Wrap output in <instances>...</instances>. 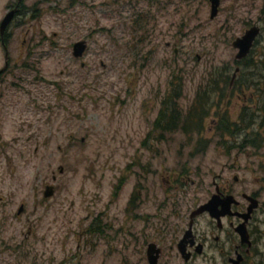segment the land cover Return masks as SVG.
Wrapping results in <instances>:
<instances>
[{"label":"rangeland","instance_id":"1","mask_svg":"<svg viewBox=\"0 0 264 264\" xmlns=\"http://www.w3.org/2000/svg\"><path fill=\"white\" fill-rule=\"evenodd\" d=\"M18 2L0 83V264L48 253L53 264H133L131 242H145L158 205L160 218L172 204L188 212L222 179L264 197V142L238 147L210 128L214 104L232 120L255 112L229 94L236 65L254 80L246 93L264 92V0H220L212 18L210 0H0V21ZM254 24L237 63L232 42ZM174 92L183 115L196 98L208 108L199 132L151 128Z\"/></svg>","mask_w":264,"mask_h":264},{"label":"flooded vegetation","instance_id":"2","mask_svg":"<svg viewBox=\"0 0 264 264\" xmlns=\"http://www.w3.org/2000/svg\"><path fill=\"white\" fill-rule=\"evenodd\" d=\"M14 9L15 16L23 12L22 5L19 2L15 4ZM12 21L13 19H11L3 31L0 29V41L3 44V48L4 45L6 46L7 28ZM248 54L239 59L235 58L236 62L239 63ZM8 64V50L6 46L4 49V63L0 67V83H5ZM236 67L237 70L235 69ZM235 68L229 81V89H233V91L229 94L239 99L244 98V100L257 101L253 102L256 108L253 109V107L247 105L245 109L255 110V112L251 113V115L248 113L247 116H243L242 111L239 113L237 119L232 120L226 110L219 111V108L214 104L215 108L213 110L216 113L210 117L212 123L210 128L215 131H223L225 134L228 133L231 137V144H238V147L249 145L247 143L249 139L262 140L259 141V144L261 142L260 146H262L264 142V101L262 95L264 92L260 91L262 95L259 93V96L252 91L246 93L243 84H253L254 80L239 76L241 69L239 65H236ZM5 95L4 92H1L2 100L0 99V101L5 99ZM197 110H203L200 114L205 112L201 116H195L194 118V115L190 114L193 116L189 119L199 121L201 125L199 130H201L203 128V116H208V113L210 115V112L207 111V107ZM160 112L161 108H159L153 118L151 128L162 132L165 131L167 127L166 123L171 119V114L168 112L161 114ZM158 116L159 119H157ZM184 119L186 118L184 117ZM203 120L205 121V118ZM197 126L199 125L196 124L191 127ZM252 142L256 148L260 147L256 145L255 141ZM233 180L237 181L238 176L233 175ZM214 193L218 194V204L214 211L215 214L211 215L207 210L193 214V211L200 204L206 202ZM166 195L169 196L168 193ZM228 195L232 196V200L226 208L222 203H224ZM133 197L132 193L129 199L130 203ZM252 197L256 200L257 204L250 210V204L254 202ZM20 205L23 204L21 203ZM172 205L173 207L167 209L170 214L168 216L163 214L162 218H160V209L163 206H167L158 205L157 211L152 214V217H156L157 220L150 223L145 242L141 243V245L137 241L131 242L130 255L139 256L141 253L139 257L140 261H136L133 264H264V197H262L261 189L236 190L234 184L228 179H222L221 182L214 181V191L209 197L197 203L188 212L183 213L177 205ZM23 210L24 205L21 211L17 210V213L20 214ZM171 215L178 220L173 222L167 220L166 216L168 218ZM201 218H206L208 221L205 228L199 225ZM95 231L96 229L93 230V232ZM100 231L98 230V232ZM28 232L29 234L31 233V227ZM121 259L122 261L124 259L122 255ZM54 260L53 255L48 253L39 257L38 264H53Z\"/></svg>","mask_w":264,"mask_h":264},{"label":"water","instance_id":"3","mask_svg":"<svg viewBox=\"0 0 264 264\" xmlns=\"http://www.w3.org/2000/svg\"><path fill=\"white\" fill-rule=\"evenodd\" d=\"M220 0H210V6H211V10H210V17H214L217 12H218V6H219ZM15 10H9L4 17L1 20L0 23V29L1 31H3L5 29V27L9 24V22L11 21L13 14H14ZM259 28L257 25H253L250 28L245 29L244 33L241 36H237L232 44L238 49L235 57L236 59L242 58L243 56H245L251 46L253 45V42L256 38V34L258 33ZM167 45L169 44V42L166 43ZM86 47V44L84 42V40H78L73 44V54L74 56L78 57L81 56L84 49ZM237 70V67L235 68ZM235 75V73H234ZM62 169V168H61ZM54 185L52 184H46L45 185V189L43 191L44 196H49L54 192ZM218 194L214 193L210 196V198L200 204L194 211L193 214L202 212L204 210L209 211V213H211V215H214V211L217 208V204H218V200H217ZM252 199L254 200V202L252 204H250L249 209L251 210L254 206H256L257 202L256 200L252 197ZM232 200V196L228 195L224 201V206L227 208V205L230 203V201ZM256 202V203H255ZM23 208V205H20L18 207V211H21Z\"/></svg>","mask_w":264,"mask_h":264},{"label":"trees","instance_id":"4","mask_svg":"<svg viewBox=\"0 0 264 264\" xmlns=\"http://www.w3.org/2000/svg\"><path fill=\"white\" fill-rule=\"evenodd\" d=\"M263 60H264V57H263ZM264 62V61H263ZM180 92L177 93V92H174V95H171L169 97H164L163 98V103H162V106L160 107L161 108V114H163L164 112H168L171 114V119L168 121V123H166L167 127L165 128V131L167 129H173V128H177L179 127L178 129H181L183 131V133H185L187 136L190 135L191 132H199V128H200V122L199 121H195L194 119H189L191 118L193 115V118L195 116H201L204 112H202L200 114L201 111L203 110H197L199 109L201 106L197 107L198 106V103H199V98H196L194 100V102L192 103V106L194 107V109H192V113H189L188 115L186 114L185 116L179 111V108L176 107L175 104H173L174 102H176V98L179 96ZM206 99H210V96H206L204 98V100ZM198 112V113H197ZM190 114H193V115H190ZM162 116V115H161ZM184 117L186 119H184ZM157 119H159V116L157 117ZM199 125L197 127H191V126H194V125ZM165 131H162V133H164ZM221 133H223V131H220ZM253 138V137H252ZM252 141H255L256 145L260 146L259 144V141H262V140H259V141H256L255 139H249L247 141V143L250 145V146H254L253 145V142ZM255 147V146H254Z\"/></svg>","mask_w":264,"mask_h":264}]
</instances>
